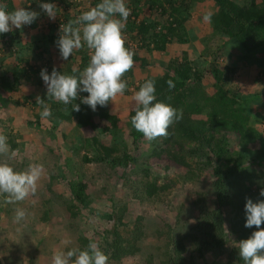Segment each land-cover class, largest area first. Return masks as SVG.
<instances>
[{
    "label": "trees",
    "instance_id": "obj_1",
    "mask_svg": "<svg viewBox=\"0 0 264 264\" xmlns=\"http://www.w3.org/2000/svg\"><path fill=\"white\" fill-rule=\"evenodd\" d=\"M125 1L126 6L128 4V7L132 8L130 15L133 19L128 17L123 29V38L125 47L134 53V67L123 77L127 82L124 94L132 97L144 82L149 79L154 80L157 101L182 109L183 118L170 126L167 137L151 141L154 154H149L140 161L133 153L137 149L136 142L144 137L131 125V117L135 112H130L127 117L128 121L124 128L128 129L130 141L126 142L124 148L118 151L114 146L106 145V141L100 137L112 140V129L116 128L118 120L116 116L109 114L108 105L97 106V110L93 112L90 107L77 99L72 103L80 104V111L75 112L72 111L71 104L65 106L60 102L47 101V88L40 75L42 69H46L50 75L53 68L61 74L78 75L89 63L88 50L86 48L74 50L72 57L65 61L62 68L49 66V49L35 43L38 35L43 34L42 31H37L35 20L31 25L22 26L20 29L13 28L9 33L0 34V50H12V46L18 43L17 41L34 31L39 32L34 35V42L24 47L22 57H15L14 61L5 65L4 58L0 56V135L8 134L7 142L12 151L27 146L38 153L37 158L26 162L22 159L13 169L19 172L26 170L30 164L43 165L48 177L46 189L50 192L49 185L58 178L69 191L70 198L63 200L71 216H75L71 208L79 206L89 210L91 202L88 200L90 197L83 181L73 176L66 179L64 176L68 168L76 169L72 165L66 166L69 148L71 153L73 152L75 157L80 159L81 166L88 163L102 168L129 169V175L134 176L135 179L130 181L128 174H125V183H131L130 187L136 192L135 196L139 201L155 206L166 205V200H169L175 186L165 176L170 165L175 167L185 182L202 181L205 175H209L208 186L214 196V209H208L205 198L198 192L191 193L194 198L189 206L178 203L174 207L175 222L178 223L179 228L177 233L166 236L160 228L155 231L159 243L155 245L156 260L158 264H186V262L195 264L193 258L202 261L203 255L209 250L216 255L213 264H224V262L244 264L236 245H234L236 250L234 249L235 251L233 250L224 260L226 242L224 232L228 227V235L238 243L249 238L251 233L257 230L255 227H244L246 222L244 206L246 198L252 199L253 202L264 200V197L259 195L261 189H264V182L259 181L258 173L249 180L241 175H244L243 172L247 168L255 169L254 171L257 172L264 170V150H259L258 158L249 155L250 147L260 143L261 129L249 124L243 99L224 88L226 72L233 74L235 66L224 65L225 62L222 64L221 61L223 57L230 65L241 62L248 64L253 59L252 56L264 54V0H205L206 5L209 4L205 15H210L211 21L206 22L208 33L201 39L202 49L197 58H194L193 50L189 46L190 38L186 26L190 19V11L194 9L196 3L201 4V0ZM130 1H132L131 5H129ZM99 2L100 0H92L90 5L93 8ZM41 3H57L59 5H56V13L59 6H62L64 12V15L56 19L52 26L57 34L46 35L49 41L53 37H59L58 28L61 24L80 16L78 12H69V8L75 9L69 0H23L18 6L14 5V0H0V5H4L9 12L17 8H25L36 10L39 13L38 17L44 14L39 7ZM141 6L148 9L149 15L147 18H140L136 23L135 18L140 16ZM90 9L82 6L81 14ZM155 11L161 18L163 17L160 26L156 23L157 18L151 14ZM195 30H192L194 34ZM213 38L220 39V44L211 51L209 41ZM57 50L59 52L58 48ZM167 50L172 55L159 63L162 70L159 75H146L135 84L131 81L135 68L149 65L147 59L140 53L145 52L153 56L163 54ZM208 53H213L211 56L213 58L206 62L204 54L210 55ZM10 54L14 55L13 51ZM202 63L204 66L200 68ZM168 80L175 85L172 91L168 89L166 83ZM130 86L131 92L128 90ZM205 86L211 88L205 90ZM36 87L41 88L39 95L34 92ZM87 95V93L79 94L81 98ZM38 96L51 108L52 115L47 119L41 118L42 109L36 103ZM20 112L25 116L24 125L30 141L17 144L16 139L9 134V130L12 129V119ZM66 126H69V130L65 132ZM84 128L90 130L88 137L81 134ZM54 147L61 149L63 157L58 159L59 175L56 172L51 174L52 166L47 163L48 156L53 155L56 158ZM82 149L89 151L91 156L84 153L79 157ZM151 156H156L158 161L164 164L163 169L154 170L150 167L148 160ZM8 161L7 157L0 156V163L8 164ZM235 179L240 181L236 182ZM232 180L235 181L233 185L230 184ZM253 187H256L255 191L252 190ZM52 196L53 199L43 201L44 206L49 201L63 197L62 193ZM194 210L198 213L196 217H192ZM47 214L46 208L41 210V222H46ZM103 214L102 218L104 217L105 220L113 217L109 208ZM165 222L163 225L167 224V221ZM136 223L139 228H143L144 224L140 217L136 218ZM261 227L264 228V224ZM141 234V231L134 228L131 238L115 239L110 260L127 264L122 263V260L129 257L133 259L135 253L140 251L137 241ZM90 242H93V239L82 234L77 238V248L83 250ZM22 252L30 253L27 248ZM153 258L155 255L149 254L145 262L150 263Z\"/></svg>",
    "mask_w": 264,
    "mask_h": 264
},
{
    "label": "rangeland",
    "instance_id": "obj_2",
    "mask_svg": "<svg viewBox=\"0 0 264 264\" xmlns=\"http://www.w3.org/2000/svg\"><path fill=\"white\" fill-rule=\"evenodd\" d=\"M18 1L22 2V0ZM204 1L205 0H201V4L196 3L194 9L190 11V19L186 26V29L188 30L187 34L190 38L189 46L191 47V50H193L194 58H197L196 56L199 55V52L202 49V37L208 33L207 23L204 20V16L209 4L206 5ZM91 2L92 0H80L79 2L70 1L75 9L69 8V12H78V14L81 15L82 6L92 8L90 5ZM53 4L59 5L57 3ZM131 4L132 1H130L129 5ZM128 8H130V6ZM58 9L55 20L64 15L62 6H59ZM140 9V16L135 18L136 23L140 18H147L149 15V11L146 7L141 6ZM42 11L43 10L41 9V12ZM151 14H154L155 18H157L156 23L160 26L163 17L161 18V16L157 15V11L152 12ZM130 19H133L131 15ZM55 20L49 19L45 13L43 16L36 19L37 31L40 30L43 34L38 35V40L35 43L40 47L49 49V66L62 68L65 61L60 58V53L57 52L58 50L56 46V41L59 37H53L51 41L46 39V35L49 33L51 35L57 34L55 30L53 31L54 27L52 28ZM58 29H60V27ZM194 29H196L195 34L193 33ZM37 31H34L29 36L23 37L21 40L17 41L18 43L12 46V50H0V56L4 58L5 65L14 61L15 57H22L24 55V47L29 43L34 42V35L39 33ZM193 35H195L194 38H192ZM219 44L220 39H210V50L213 51L219 46ZM233 45L234 43H232V46ZM12 51L14 55L11 56L10 52ZM140 54L147 59L149 63L148 66H151V70L153 69L152 74L154 75H158L162 72L159 63L172 55L168 50L163 54L159 53L153 56H149L145 52ZM208 54L210 55L204 54L206 62L213 58L211 57L213 53ZM252 57L253 59L248 64L241 62L237 65H230L226 63L225 58L223 57L221 63L224 64L225 62L224 65H229L230 67L235 66L233 74L226 72L227 77L224 83L225 86H223L230 91L231 94H237L243 99V106L245 108V114L248 116L249 124L261 129L259 145L253 144V146L250 147V150H248L249 155L258 158L259 150H264V109L261 108L264 107V54ZM202 66H204L203 63L200 65V68ZM143 68L144 67L133 70L131 81L134 84L141 80L138 76H142V78L146 76L143 74ZM210 88V86H205V90H209ZM131 89L132 87L130 86L128 90L131 92ZM40 90L41 88L36 87L34 91L35 94L39 95ZM136 107L137 105L135 101H133L128 94L119 96L115 101L109 102V114L116 116L118 120L116 128L112 129V140L109 141V138L106 139L103 136L100 137L106 141V145H112L119 151L124 148L128 140L130 141L128 129L124 127L128 121V114L130 112H135ZM24 121L25 116L21 112L17 113L12 119V129L9 130V134L16 139L17 144H21V142L24 141H30ZM68 130L69 126H66L64 131L66 132ZM5 134H7V132ZM81 134L88 137L90 135V130L84 128L81 130ZM5 136L8 138V134ZM59 143L60 140L58 139V144ZM233 145L234 143L231 144V146ZM135 146L137 149L134 151L133 155L137 157L139 161L142 160L141 158L147 157L149 154H154L151 142L147 141L145 138L137 141ZM60 150L61 149L58 147H54L56 158L53 155L47 157V163L52 166V169H50L51 174L56 172L59 175L60 164L58 159H63ZM84 153L87 156H91L89 151L82 149L79 157H82ZM67 154V159L66 161L64 160L66 166L70 167L72 165L73 167H76V169L68 168V171H66L67 174L64 176L66 179L73 176V178L75 177V179L81 180L85 183L86 192L90 197L88 200L91 202L90 209L87 210L86 207L76 206V208L70 209L73 210L75 216L69 215L63 200L70 198L69 191L57 178L53 184L49 185V192V189H46L48 177L46 176L44 169L43 176L40 181H38L35 194H32L24 201L15 204H5L3 199L0 198V264H52V257L55 253L61 251L66 252L67 249L77 248V238L82 234H84L85 237L92 238L93 242L97 243L99 248L110 257V253L114 248V240L117 238H131L134 228L142 233L137 241L140 251L135 253L133 259L132 257L126 258L125 260L123 259L122 263L125 262L131 264L133 262V264H158V261L156 260L157 250L155 245L159 243L157 232L155 231L160 228L165 232L166 236L169 234L173 236V234L177 233L179 228L178 223L175 222L174 207L178 205V203L187 204V206H189L191 204L190 201L194 198V196H191V193L198 192L205 198L208 209H214V196L208 186L210 180L208 178L209 175H205L206 177L204 176L205 178H203L202 181H194L193 183L185 182L181 179L180 174L176 171L175 167L170 165L165 176L167 177L166 179L173 182L175 186L171 192L169 200H166V205L160 204L159 206H155L154 204L139 201L135 196L137 195L136 192L132 191L130 187L131 183H125V174H128L130 177L129 179H131L130 181L135 179L134 176L129 175V169L102 168L96 164L88 163L81 166L79 165L80 159L76 158L73 152L71 153V148L68 149ZM37 157V151L26 146L24 149L16 151L14 157H7V159H9L8 164L15 169L16 165H18L22 159L26 162V160L31 161L33 160L32 158ZM148 162L150 167L154 170L163 169L164 164L159 162L156 156H151ZM254 170L255 169L251 170V168H247V170H244L243 172L244 175L241 176L249 180L250 178H253V175L258 173L260 178L259 181L264 182V170H259L258 172L257 170ZM235 181L239 182L240 180L235 179ZM235 181H230V184L233 185ZM259 183H257V186ZM255 188L256 187H253L252 190L255 191ZM60 193H62L63 197L55 199L54 201L52 200L51 202L49 201L45 206L43 205L45 199H53L54 196H52V194L59 195ZM109 205L111 206L109 207ZM106 207L109 208V211L113 215L111 219L107 220H105L104 217L102 218V216H104L103 213L107 211ZM17 208L26 211L25 218L19 223L14 221ZM44 208L48 211L45 223L40 220L41 210ZM197 214L198 213L194 210L192 217H196ZM137 217H140L143 221V228H139V225L136 223ZM162 221H164L163 223H166L165 221H167V224L163 225V223H161ZM228 231L229 229L227 227L224 232L226 237L224 260L228 258V255L231 254L234 249L236 250L234 245L239 243V241L238 243L234 242V238L228 235ZM135 235L136 233H134V236ZM65 240L70 241V243L64 244L63 241ZM38 241H40L39 244ZM24 248H27L30 253L27 252L24 254V252H22ZM149 254L155 255V258H153L150 263H147L145 261ZM214 256L216 255L208 250L207 253L203 255L202 261L196 258H193V260L196 261L195 264H213ZM17 257H19V259ZM219 259L222 260V258ZM133 260H135V262ZM108 264L120 263H117L112 259L110 260L109 258ZM186 264L188 263L186 262Z\"/></svg>",
    "mask_w": 264,
    "mask_h": 264
},
{
    "label": "clouds",
    "instance_id": "obj_3",
    "mask_svg": "<svg viewBox=\"0 0 264 264\" xmlns=\"http://www.w3.org/2000/svg\"><path fill=\"white\" fill-rule=\"evenodd\" d=\"M39 7L49 19L55 20V4L41 3ZM130 14L131 9L126 6L125 0H100L95 7L83 12L75 20L60 25V35L56 41L60 58L67 61L74 50L86 48L90 60L78 75L61 74L55 68L49 75L46 69H42L40 75L47 88V101L60 102L65 106L71 104L72 111L79 112L80 104L72 102L80 99L82 104L95 112L97 106L107 107L110 101L124 95L127 82L123 77L134 67V53L125 47L123 38V29ZM38 16L36 11L17 8L9 12L4 5H0V34L31 25ZM204 20L210 22L211 16L206 14ZM166 83L169 91L175 88L171 80ZM80 93L88 95L81 98ZM131 99L137 105L131 125L149 142L167 137L170 126L183 118L182 109L157 101L154 80L144 82ZM36 103L42 109V119L52 115L49 104L39 96ZM15 155L16 151L10 149L7 137L0 135V156L11 158ZM43 173L41 164H30L26 170L18 172L7 163H0V198L5 204L24 201L35 194ZM259 195L264 197V189ZM244 212V227H255L257 230L249 238L235 244L239 257L244 264H264V228L261 227L264 224V200L253 202L246 198ZM25 216L26 211L17 208L14 221L19 223ZM63 243L68 244L70 241L65 240ZM108 261L109 256L95 242H90L83 250L71 248L66 252L55 253L52 257V264H108Z\"/></svg>",
    "mask_w": 264,
    "mask_h": 264
},
{
    "label": "crops",
    "instance_id": "obj_4",
    "mask_svg": "<svg viewBox=\"0 0 264 264\" xmlns=\"http://www.w3.org/2000/svg\"><path fill=\"white\" fill-rule=\"evenodd\" d=\"M22 2H23V0H22ZM22 2H19L18 0H14V5L15 6H18L20 3H22ZM139 68V67H138ZM138 68H135V69H138ZM134 69V70H135ZM144 70H143V74L144 75H151V76H154V74H152V71H153V69L151 70V66H145L144 68H143ZM157 74V73H156ZM159 75V74H158ZM139 78H141L142 79V76H138Z\"/></svg>",
    "mask_w": 264,
    "mask_h": 264
},
{
    "label": "built area",
    "instance_id": "obj_5",
    "mask_svg": "<svg viewBox=\"0 0 264 264\" xmlns=\"http://www.w3.org/2000/svg\"><path fill=\"white\" fill-rule=\"evenodd\" d=\"M69 1H72V2H73V1H75V2H79L80 0H69Z\"/></svg>",
    "mask_w": 264,
    "mask_h": 264
}]
</instances>
